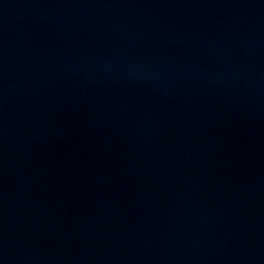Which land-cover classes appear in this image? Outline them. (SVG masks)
Wrapping results in <instances>:
<instances>
[{"label": "water", "instance_id": "obj_1", "mask_svg": "<svg viewBox=\"0 0 264 264\" xmlns=\"http://www.w3.org/2000/svg\"><path fill=\"white\" fill-rule=\"evenodd\" d=\"M0 264H264V130L137 168L1 232Z\"/></svg>", "mask_w": 264, "mask_h": 264}]
</instances>
